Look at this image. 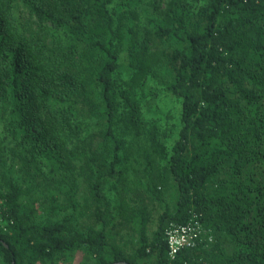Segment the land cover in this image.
Returning <instances> with one entry per match:
<instances>
[{"label": "trees", "instance_id": "16d2710c", "mask_svg": "<svg viewBox=\"0 0 264 264\" xmlns=\"http://www.w3.org/2000/svg\"><path fill=\"white\" fill-rule=\"evenodd\" d=\"M162 1L0 0V264H264V0ZM152 84L180 104L153 233L113 192Z\"/></svg>", "mask_w": 264, "mask_h": 264}, {"label": "rangeland", "instance_id": "374dc122", "mask_svg": "<svg viewBox=\"0 0 264 264\" xmlns=\"http://www.w3.org/2000/svg\"><path fill=\"white\" fill-rule=\"evenodd\" d=\"M163 2L162 0H147L146 6L154 12L162 13L166 7ZM153 47V66L158 67L168 63L160 45ZM151 86L154 91H146L143 95V97L148 96L149 101L146 100L145 103L141 104L142 118L139 124L129 123L127 126L125 124L122 125L124 133H127L131 142L129 150L131 164L126 177L122 183L117 185L113 192L114 196L118 197V200H123L128 207L145 206L149 209L152 214L149 229L153 233L157 230L158 219L164 210V206L153 200L145 192L142 185L158 187L166 202L172 205L174 183L170 180L168 185L164 186L162 184V174L167 164L170 148L177 138L176 133L170 132L168 134V130L175 122L174 119L178 115L180 104L172 97L167 98L156 85L152 84ZM150 106L155 109L153 113L150 111ZM119 220H122V218L119 217ZM83 221L91 223L89 219H83ZM121 232L127 238H131L129 236L133 235L131 228L123 229ZM91 263L82 253L77 255L74 262V264Z\"/></svg>", "mask_w": 264, "mask_h": 264}, {"label": "built area", "instance_id": "2783aa9c", "mask_svg": "<svg viewBox=\"0 0 264 264\" xmlns=\"http://www.w3.org/2000/svg\"><path fill=\"white\" fill-rule=\"evenodd\" d=\"M201 230L198 222L179 226L172 225L167 230L170 258L174 260L181 251L195 247L201 237Z\"/></svg>", "mask_w": 264, "mask_h": 264}]
</instances>
